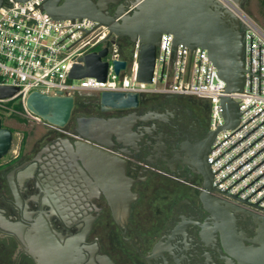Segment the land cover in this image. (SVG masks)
<instances>
[{
  "label": "flooded vegetation",
  "instance_id": "1",
  "mask_svg": "<svg viewBox=\"0 0 264 264\" xmlns=\"http://www.w3.org/2000/svg\"><path fill=\"white\" fill-rule=\"evenodd\" d=\"M133 2L109 0L106 9L113 14ZM77 97L81 105L75 99L64 127L42 122L35 137L22 138L0 162V221L18 223L25 234L41 211L66 209V218L56 213L48 221L62 245L80 234L72 241L71 264H246L234 239L217 227L226 230L222 219L205 209L203 179L191 164L190 149L213 130L205 99L150 93L137 106L101 110L99 93ZM92 117L121 121L122 129L102 127L110 136L103 131L91 140V125L79 121ZM76 142L104 151L124 171L93 175L87 161L73 155ZM233 216L237 240L258 247L261 221L241 211ZM0 264H38L1 224Z\"/></svg>",
  "mask_w": 264,
  "mask_h": 264
},
{
  "label": "built area",
  "instance_id": "2",
  "mask_svg": "<svg viewBox=\"0 0 264 264\" xmlns=\"http://www.w3.org/2000/svg\"><path fill=\"white\" fill-rule=\"evenodd\" d=\"M43 1L5 0L0 7V85L18 87L14 95L0 99V112H17L9 105L17 102L27 117L40 120L25 107L27 95L34 90L75 96L101 91H130L140 96L173 93L205 99L209 126L216 129L224 123L220 97L228 95L237 101L240 117L233 128L220 129L211 145L207 160L212 186L216 194L235 196L239 204L264 213V30L241 6L232 0H218L238 18L243 44V86L225 93V82L205 49L190 50L181 43L174 48L172 35L162 33L152 82H138L137 44L133 43L130 60L123 59L119 37L112 34L107 38L105 26L88 18L54 19L43 9ZM133 8L131 5L126 12ZM106 38L107 54L102 58L108 63L105 80L93 76L69 78L78 58L105 47ZM119 59L125 60V68L115 73L113 61Z\"/></svg>",
  "mask_w": 264,
  "mask_h": 264
},
{
  "label": "water",
  "instance_id": "3",
  "mask_svg": "<svg viewBox=\"0 0 264 264\" xmlns=\"http://www.w3.org/2000/svg\"><path fill=\"white\" fill-rule=\"evenodd\" d=\"M5 0H0V7ZM24 2L26 0H16ZM241 6L243 0H232ZM109 0H44L42 7L54 19H81L88 18L96 21L108 29V36L126 37L130 42L137 44L136 80L151 83L155 67L156 47L162 33L172 35L173 47L181 43L190 50L200 47L206 50L207 56L217 70L218 76L225 82V93L240 90L244 83V70L242 61V31L238 18L218 0H134V8L126 12L125 8L110 14L106 7ZM104 39L106 46L99 50L84 53L70 68L68 77L80 79L93 76L98 80H105L107 61L102 58L107 54L108 40ZM125 60L113 61V69L118 73L125 68ZM18 91L16 86L0 85V99L8 98ZM101 110L109 108H127L137 106L140 95L128 91H101ZM75 103L74 94H45L31 91L25 99V107L42 121L57 127H64L71 115ZM224 123L210 131L208 138L199 144V148H191V164L201 174L203 183L200 199L208 211L215 217L222 219L226 230L222 226L224 238L234 239V247L246 264H264V213L245 207L235 201V196L227 198L216 194L212 186L213 174L207 155L217 132L223 128H233L239 122L240 112L237 101L228 95L220 97ZM81 121L91 125L87 135L91 140L99 141L100 132H106L102 127H118L111 132L122 129L121 121H104L98 118H81ZM120 127V128H119ZM105 136H110V130ZM13 133L10 128L3 126L0 118V159L11 148ZM73 155L86 160L89 170L95 175L98 171H119L124 168L118 160H108V155L97 147L76 142ZM76 159L75 157H73ZM226 195L225 192H222ZM57 203L59 198H51ZM256 207V205H253ZM264 212V208L261 209ZM234 211H241L252 215L256 221H261L258 232V247L244 246L237 240L234 223ZM66 209L59 207L51 209L49 214L41 211L38 220L32 224V230L25 234L22 226L2 219L1 226L12 231L24 243L27 253L35 258L38 264H71L74 255L72 241L80 234L67 239L62 245L55 240L57 232L50 227L49 217L59 213L66 218ZM18 229V230H17ZM84 233V232H82ZM60 234V233H58ZM235 249V250H236ZM236 250V251H237ZM67 259H70L67 262Z\"/></svg>",
  "mask_w": 264,
  "mask_h": 264
},
{
  "label": "rangeland",
  "instance_id": "4",
  "mask_svg": "<svg viewBox=\"0 0 264 264\" xmlns=\"http://www.w3.org/2000/svg\"><path fill=\"white\" fill-rule=\"evenodd\" d=\"M241 8L247 14H249L264 30V0H244V2L241 4ZM120 50L127 55V60L129 61L131 58V52L129 50L131 49L127 48L124 42H121ZM82 93H87V92H80L79 94ZM189 97H194V96H189ZM9 105L17 112L12 114L0 112L1 114L0 116L2 119L3 126L11 129L13 133V140H12L11 149L8 151L6 155H4L0 159V162L5 161L13 154V152L16 150L22 138L25 139V138L35 137L36 134L34 133V131L38 130L42 122H44L41 119L33 120L27 117L23 109L17 107V105H19L17 104V102H10Z\"/></svg>",
  "mask_w": 264,
  "mask_h": 264
},
{
  "label": "trees",
  "instance_id": "5",
  "mask_svg": "<svg viewBox=\"0 0 264 264\" xmlns=\"http://www.w3.org/2000/svg\"><path fill=\"white\" fill-rule=\"evenodd\" d=\"M121 42H124L125 45H126V47L129 48V49H131L129 51L131 52V55H132V50H133V45L134 44L132 42H130L126 37L119 38L120 45H121ZM120 54H121V57L123 59H127V55L123 51L120 50ZM75 99H76L77 104L80 106L81 105L80 97H77V95H76V98ZM17 107H20L21 108V105L19 104V105H17Z\"/></svg>",
  "mask_w": 264,
  "mask_h": 264
}]
</instances>
